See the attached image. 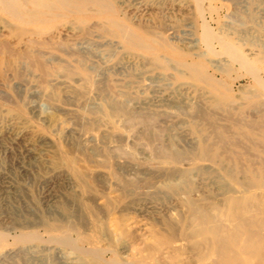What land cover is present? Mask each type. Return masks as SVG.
Returning <instances> with one entry per match:
<instances>
[{"label": "rangeland", "instance_id": "rangeland-1", "mask_svg": "<svg viewBox=\"0 0 264 264\" xmlns=\"http://www.w3.org/2000/svg\"><path fill=\"white\" fill-rule=\"evenodd\" d=\"M43 2L0 10V264H210L196 223L264 172V0Z\"/></svg>", "mask_w": 264, "mask_h": 264}, {"label": "bare ground", "instance_id": "bare-ground-1", "mask_svg": "<svg viewBox=\"0 0 264 264\" xmlns=\"http://www.w3.org/2000/svg\"><path fill=\"white\" fill-rule=\"evenodd\" d=\"M17 1V0H15ZM22 4H24L25 6H27L26 8V12H28L29 14L32 13L34 10H36V8L41 7L44 5L43 0H20ZM59 3H67L68 0H56ZM86 1V0H85ZM243 1V0H242ZM76 2V1H75ZM103 2V1H102ZM98 5V4H97ZM104 5V4H103ZM198 5V4H197ZM102 6V5H101ZM103 7V6H102ZM200 6L198 5V8ZM106 8V7H105ZM0 10H3L5 12H9V8H8V4H7V0H0ZM92 10V9H91ZM161 10V9H159ZM202 10V9H201ZM199 10H197L198 12ZM264 11V10H263ZM203 12V11H201ZM200 13V11H199ZM12 15L15 16V12L11 13ZM204 14V13H203ZM201 15V14H200ZM59 16V15H58ZM17 17V16H16ZM204 18V17H203ZM233 18V17H232ZM17 19V18H16ZM40 21V20H39ZM237 21V20H236ZM39 23V22H38ZM70 24V23H68ZM94 26V23H92ZM72 25V24H71ZM228 25V24H227ZM91 27V25H90ZM89 28V26H88ZM99 28V25H98ZM169 28V27H168ZM12 31V29H11ZM28 31V30H27ZM87 31V30H86ZM66 32V31H65ZM150 32V31H148ZM212 31L210 30V27L208 26L206 21L202 22V40L205 41V43L207 41H209V39L211 40L212 36H214L213 33H211ZM91 33V32H90ZM69 34V33H68ZM73 34V33H72ZM75 34V33H74ZM88 34V33H87ZM153 34V33H152ZM122 36V35H121ZM188 36V35H187ZM220 36V35H219ZM93 37V36H92ZM99 37V36H98ZM123 37V36H122ZM154 37V35H153ZM257 38V37H256ZM53 39V38H52ZM124 39V37L122 38ZM127 39V38H126ZM125 39V40H126ZM214 39V38H213ZM26 40V39H25ZM47 40V39H46ZM201 40V39H200ZM220 40V39H219ZM24 41V40H23ZM48 41V40H47ZM35 42V41H34ZM33 42V43H34ZM45 42V40H44ZM49 42V41H48ZM154 42V41H153ZM196 40H193L192 42V46L191 47H195L196 46ZM264 44V41H261ZM21 43V42H20ZM42 43V42H41ZM40 43V44H41ZM129 43V41H128ZM131 43V42H130ZM1 44V43H0ZM36 44V43H35ZM39 44V43H37ZM132 45H134V43H131ZM189 44V43H188ZM221 44L225 47V49L230 52L236 60H238L239 62H241L242 66L246 67H250L248 60L245 57H242L241 55H239L238 51L232 47L229 43L223 41L221 42ZM32 45V44H31ZM47 45V44H45ZM60 46V43L57 44ZM63 45V44H62ZM191 45V44H190ZM202 45V43H201ZM262 45V44H261ZM51 46V45H50ZM7 47V46H6ZM22 48V47H21ZM54 48V47H53ZM57 48V46H56ZM55 48V49H56ZM60 48V47H59ZM62 48V47H61ZM264 49V47H261ZM63 49V48H62ZM71 49V48H70ZM69 50V48H68ZM76 50V49H74ZM78 50V49H77ZM76 50V51H77ZM251 53H254V51L252 49H248ZM34 51V49H33ZM59 51V50H57ZM63 51V50H62ZM61 51V52H62ZM65 51V50H64ZM225 51V50H224ZM66 52V51H65ZM78 52V51H77ZM82 53V52H81ZM212 53V52H211ZM225 54V53H224ZM14 55V54H13ZM44 56V55H43ZM81 56V54H80ZM95 56V55H94ZM195 56V55H194ZM214 56V55H213ZM29 57V56H28ZM54 57V56H53ZM52 57V58H53ZM56 57V56H55ZM82 57V56H81ZM96 57V56H95ZM24 58V57H23ZM33 58V57H32ZM51 60H55L56 58ZM48 59V57H47ZM50 59V58H49ZM81 59V58H80ZM166 60V59H165ZM21 61V60H20ZM45 61V60H44ZM43 61V62H44ZM167 61V60H166ZM210 61V60H209ZM221 62H225V59L223 57L218 58L217 61H215V63H218L217 65L221 64ZM59 62V61H58ZM57 62V63H58ZM214 62V61H213ZM233 62V61H232ZM263 62H264V57H263ZM1 63L2 61L0 60V67H1ZM36 63V62H35ZM50 63V62H49ZM83 63V62H82ZM38 64V63H36ZM46 64V61H45ZM146 64V63H145ZM148 64V62H147ZM167 64V63H166ZM58 65V64H57ZM179 65V64H178ZM59 66V65H58ZM57 66V67H58ZM65 66V65H64ZM168 66V64H167ZM239 66V65H238ZM5 67V66H4ZM51 67V66H50ZM61 67V66H60ZM68 67V66H67ZM64 68V67H61ZM90 68V66H89ZM190 70H192L195 75H199V73H197V71L195 70V68H193L192 66L189 67ZM192 68V69H191ZM218 68V67H217ZM244 69V68H243ZM14 70V69H13ZM18 70V69H17ZM26 70V69H25ZM66 70V69H64ZM257 70V69H254ZM252 67H250V75L252 76L253 80L255 81V83L260 86L261 88L264 89V79L261 78L260 76H258L259 74L256 73V71H254ZM115 71V70H114ZM219 71V70H218ZM258 71V70H257ZM182 72V71H181ZM245 72V71H244ZM18 73V72H17ZM64 73V72H63ZM179 73V72H178ZM56 74V73H55ZM119 74V73H118ZM185 74V73H184ZM14 75V74H13ZM21 75V74H20ZM61 75V74H60ZM64 75V74H63ZM103 75V74H102ZM180 75V74H179ZM36 76V75H35ZM43 76V75H42ZM59 76V74L57 75ZM65 76V75H64ZM169 76V74H168ZM167 76V77H168ZM18 77V76H17ZM157 77V75H156ZM19 78V77H18ZM147 78V77H146ZM155 79V77H154ZM158 79V78H157ZM163 79V78H162ZM198 79V78H197ZM44 80V79H43ZM72 80V79H71ZM75 80V79H74ZM102 80V79H101ZM150 80V78H149ZM153 80V79H151ZM26 81V80H25ZM161 81V80H160ZM199 81V80H198ZM45 82V81H44ZM104 82V81H102ZM46 83V82H45ZM58 85L60 83L56 82ZM55 83V84H56ZM64 83V82H63ZM149 83V82H148ZM14 84V83H13ZM17 84V83H16ZM103 84V83H102ZM219 84V83H218ZM165 85V84H164ZM167 85V84H166ZM169 85V84H168ZM54 86V85H53ZM103 86V85H102ZM119 86V85H118ZM47 87V86H46ZM52 87V85H51ZM93 87V86H92ZM91 87V88H92ZM110 87V86H108ZM146 89L148 86H145ZM36 88V87H35ZM48 88V87H47ZM101 88V87H100ZM120 88V87H119ZM56 89V88H55ZM88 89V88H87ZM102 89V88H101ZM100 89V90H101ZM218 89V88H217ZM41 90V89H40ZM47 90V89H46ZM60 90V89H59ZM62 90V89H61ZM110 90V89H109ZM134 90V89H133ZM150 90H154V89H150ZM42 91V90H41ZM45 91V89H44ZM221 91V90H220ZM251 91V90H250ZM64 92V91H63ZM121 92V91H120ZM139 92V91H138ZM151 92V91H150ZM153 92V91H152ZM155 92V91H154ZM45 93V92H44ZM71 93V92H70ZM141 93V92H140ZM156 93V92H155ZM63 94V93H62ZM106 94V93H105ZM95 95V94H94ZM126 95L125 93L123 94L122 92V96ZM251 99L254 98V95H252L250 93ZM45 97V96H44ZM49 97V95H48ZM182 97V96H181ZM73 98V97H72ZM126 97L124 96V99ZM134 98V97H133ZM198 98V96H197ZM46 99V98H45ZM50 99V98H49ZM74 99V98H73ZM102 99V98H101ZM130 99V98H129ZM51 100V99H50ZM128 100V98L126 99V101ZM54 101V100H53ZM86 101V100H85ZM103 101V100H102ZM123 101V99H122ZM162 101V100H161ZM167 102V100H165ZM173 101V100H169ZM56 102V101H55ZM168 102V103H169ZM180 102V101H179ZM84 103V102H83ZM87 103V102H86ZM124 103H126L124 101ZM136 103V102H135ZM90 104V103H89ZM131 104V103H130ZM129 104V105H130ZM133 104V103H132ZM172 104V103H171ZM170 104V105H171ZM173 104L174 103L173 101ZM195 104V103H194ZM239 104V103H237ZM52 105V104H51ZM116 105V104H115ZM127 105V104H126ZM186 105V104H185ZM196 105V104H195ZM198 105V104H197ZM200 105V104H199ZM202 105V104H201ZM200 105V106H201ZM234 104H231V109H233ZM83 106V105H82ZM91 106V105H89ZM97 106V105H96ZM175 106V105H174ZM176 106H178V104H176ZM230 106V105H229ZM236 106V105H235ZM234 106V107H235ZM85 107V106H84ZM107 107V106H106ZM130 107H133V105H131ZM161 107V106H160ZM173 107V106H171ZM187 107V106H186ZM198 107V106H197ZM196 107V109H197ZM83 108V107H82ZM108 108V107H107ZM139 105L135 104L134 107L132 108V110H138ZM259 108V107H258ZM85 109V108H83ZM89 109V108H88ZM110 109V108H109ZM114 111H123L124 108H122V105L117 104L116 106H114L112 108ZM130 109V108H129ZM128 109V110H129ZM182 109V108H181ZM202 110V106L199 108ZM198 109V110H199ZM235 109V108H234ZM33 110V109H32ZM180 110V109H179ZM185 110V109H184ZM178 111V108H177ZM203 111V110H202ZM206 111V108H205ZM100 112V111H99ZM135 112V111H133ZM160 112V111H159ZM180 112V111H179ZM204 112V111H203ZM211 112V111H210ZM259 112V111H258ZM181 113V112H180ZM252 113V112H251ZM250 113V116H251ZM137 114V113H136ZM139 114V112H138ZM164 114V113H163ZM200 114V113H199ZM207 114V113H206ZM204 114V115H206ZM211 114V113H210ZM209 114V115H210ZM255 114V113H254ZM47 115V114H46ZM146 115V113H145ZM185 115V113H184ZM195 115V114H194ZM203 115V114H202ZM201 115V116H202ZM208 115V116H209ZM253 115V114H252ZM51 116V115H50ZM151 116V115H150ZM149 116V117H150ZM254 116V115H253ZM133 117V116H132ZM144 117V116H143ZM152 117V116H151ZM150 117V118H151ZM199 117V116H198ZM203 118V116L201 117ZM236 118V117H235ZM42 119L44 121H52L50 120L51 118L47 115V116H43ZM152 119V118H151ZM230 119V118H229ZM144 120V119H143ZM193 120V119H192ZM191 120V121H192ZM199 120V119H198ZM204 120V119H203ZM228 120V119H227ZM233 120V119H231ZM234 120H238V119H234ZM103 121V120H102ZM130 121V120H129ZM160 121V120H159ZM243 121V120H242ZM254 121V119H253ZM47 122V123H48ZM116 122V121H115ZM124 122V121H123ZM122 122V123H123ZM127 121H125L126 123ZM155 122V121H154ZM153 122V123H154ZM158 122V121H157ZM156 122V123H157ZM206 122V121H205ZM235 122V121H234ZM251 122V121H249ZM117 123V122H116ZM165 123V120H164ZM233 123V122H232ZM239 123V121H238ZM103 124V123H102ZM101 124V125H102ZM129 124V123H128ZM141 124V123H140ZM139 124V125H140ZM146 124V123H145ZM149 124V123H148ZM253 124V123H251ZM250 123L249 125L252 126ZM256 124V123H255ZM254 124V125H255ZM165 125V124H164ZM205 125V124H204ZM247 125V126H249ZM134 126V125H133ZM132 126V127H133ZM245 126V127H247ZM101 127V126H99ZM121 127V126H120ZM258 127H260L258 125ZM257 127V128H258ZM263 127V126H262ZM162 128V127H161ZM166 128V127H165ZM222 128V127H221ZM254 128V127H253ZM97 129V128H96ZM109 129V128H108ZM140 129V128H139ZM159 129V128H158ZM164 129V127H163ZM255 129V128H254ZM95 130V129H94ZM93 130V131H94ZM112 130V129H111ZM138 130V129H137ZM136 130V131H137ZM161 130V129H160ZM223 130V132L225 131L224 127L223 129H221V131ZM134 131V130H133ZM132 131V132H133ZM158 132V130H156ZM166 131V130H165ZM220 131V132H221ZM162 132V131H160ZM168 132V131H166ZM96 133V132H95ZM214 133V132H213ZM28 134V136H33L35 135L31 130L27 129L24 132H20V136L24 137ZM107 134V133H106ZM109 134V133H108ZM155 134V132H154ZM135 134H133L134 136ZM147 135V134H146ZM100 136V135H99ZM111 136L113 137H121V138H125L126 136L124 135H118L117 133H111ZM132 136V135H131ZM188 136V135H187ZM88 137V136H87ZM85 138L84 140L82 139L83 142L87 143V142H92L95 138L94 137H90L89 138ZM97 137V136H96ZM137 137V136H136ZM166 137V136H165ZM216 137V136H215ZM94 138V139H93ZM99 138V137H98ZM106 138V137H105ZM135 137H133L134 139ZM206 138V137H205ZM139 139V138H138ZM147 139V138H146ZM179 139V138H178ZM182 139V138H181ZM221 139V138H220ZM98 140V139H97ZM237 140V139H236ZM100 140H98L99 142ZM115 141V140H114ZM158 142V140H156ZM113 142V141H112ZM249 142V141H248ZM103 143V142H102ZM141 143V142H140ZM159 143V142H158ZM223 143V142H222ZM250 143V142H249ZM139 144V143H138ZM184 144V143H183ZM186 144V143H185ZM190 144V142H189ZM195 144V143H193ZM192 144V145H193ZM214 144V143H213ZM216 144V143H215ZM230 144V143H229ZM236 144V143H235ZM85 145V144H84ZM96 145V144H95ZM210 145V144H209ZM212 145V144H211ZM86 146V145H85ZM106 146L108 147V145L106 144ZM139 146V145H138ZM94 147V146H93ZM135 147V146H134ZM159 147V146H158ZM221 147V146H220ZM225 147V146H224ZM90 148V147H89ZM112 148V147H110ZM117 148V147H116ZM166 148V147H165ZM113 149V148H112ZM115 149V148H114ZM124 149V148H123ZM226 149V147H225ZM92 150V149H91ZM121 150V149H120ZM143 149L139 150L142 151ZM152 150V149H151ZM155 150V149H154ZM113 151V150H112ZM145 151V150H144ZM157 151V149H156ZM247 151V150H246ZM96 152V151H95ZM116 153V151H114ZM123 152H125L123 150ZM138 152V151H137ZM152 152V151H151ZM175 152V151H174ZM183 152V151H182ZM223 152V151H222ZM97 153V152H96ZM113 153V152H112ZM220 153V152H219ZM140 154V153H139ZM177 154V153H175ZM94 155V154H93ZM115 155V154H113ZM121 155V153H120ZM96 156V155H95ZM123 156V155H122ZM121 156V158H122ZM161 156V155H160ZM199 156L202 159H208L209 156H212V154L210 153V149L207 145L203 144V146L201 147L200 151H199ZM104 157V156H102ZM96 158V157H95ZM125 158V157H124ZM178 158V157H176ZM226 158V156H225ZM228 158V157H227ZM130 159V157H129ZM92 160V159H91ZM187 160V159H185ZM182 161V160H181ZM238 162V161H237ZM127 163V162H126ZM182 163V162H181ZM263 163V162H262ZM153 165V164H152ZM251 165V164H250ZM253 165V164H252ZM157 166V165H156ZM160 165H158L159 167ZM148 167V166H147ZM154 167V166H153ZM205 167V166H204ZM207 167V166H206ZM223 167V166H222ZM241 167V166H240ZM129 168V167H128ZM202 168V167H201ZM209 168V167H208ZM156 171V170H155ZM133 172V171H132ZM131 172V173H132ZM240 172V171H239ZM242 172V171H241ZM156 173V172H155ZM247 179L244 178H240L237 179L235 178V174L230 173V171L228 172V175L230 176L231 179H233L235 181V188L233 190V193H238L237 195H230L226 200V211L225 214L223 215L224 218L226 219V221L229 223L228 226L225 227V225H222V223H220V217L214 218L212 220L211 226H208L206 224V221L204 219H200L198 220V222L195 225L194 230L192 231V236L197 237L198 241L196 242L197 245H204L206 247V252L208 253L206 256L203 255L202 259H205V257H207L208 255L210 256H214V259L211 260L210 264H264V172L255 170V169H251L248 168L247 169ZM263 173V174H262ZM68 174V173H66ZM136 174V173H135ZM242 175V174H241ZM160 176V174H159ZM128 177V176H127ZM130 178V177H129ZM142 178V177H141ZM70 179V178H69ZM126 179V178H125ZM128 179V178H127ZM152 179V178H151ZM127 181V180H125ZM134 181V180H133ZM132 181V182H133ZM131 182V181H130ZM131 184V183H130ZM222 187V186H221ZM72 188V187H71ZM75 189V188H74ZM77 193V192H76ZM121 196V195H120ZM76 200V199H75ZM204 206V205H203ZM195 209V208H194ZM197 209V208H196ZM224 209V207H223ZM196 212V211H195ZM214 212V211H213ZM216 212V211H215ZM198 213V212H197ZM200 213V210H199ZM208 213V212H207ZM213 214V213H212ZM220 214V213H219ZM220 216V215H218ZM193 217H195L193 215ZM200 217V216H199ZM206 217V216H205ZM60 218V217H59ZM69 218V217H68ZM223 218V217H222ZM221 218V219H222ZM196 219V218H195ZM207 219V218H206ZM224 219V220H225ZM35 220V219H34ZM71 220V219H70ZM208 220V219H207ZM196 221V220H195ZM210 221V219H209ZM222 222V221H221ZM71 223V222H70ZM211 223V222H210ZM226 224V222H223ZM227 223V224H228ZM27 224V222H26ZM226 224V225H227ZM29 227V226H28ZM4 228V227H3ZM16 228V227H15ZM2 229V228H1ZM123 233V232H122ZM206 234L210 235V239H207L205 236ZM1 236V235H0ZM136 236V235H135ZM22 238V237H21ZM167 238V237H166ZM165 238V239H166ZM164 239V240H165ZM163 240V239H162ZM22 241V240H20ZM48 241V240H47ZM64 241V240H63ZM26 242V241H24ZM53 242V241H52ZM59 241H57L58 243ZM65 242V241H64ZM160 242H164L161 241ZM61 243V242H60ZM67 245V244H66ZM64 246V245H63ZM70 247V246H69ZM200 247V246H199ZM202 247V246H201ZM200 247V248H201ZM46 248V247H45ZM72 248V247H71ZM75 249V248H73ZM204 249V248H202ZM79 250V249H78ZM85 250V249H84ZM81 251V250H80ZM88 252V251H87ZM32 253V252H31ZM34 253V252H33ZM59 253V252H58ZM205 253V252H204ZM94 254V253H93ZM2 256V255H1ZM20 258V257H19ZM32 258V257H31ZM37 258V257H36ZM22 259V258H21ZM35 260V259H33ZM32 260V261H33ZM31 261V262H32Z\"/></svg>", "mask_w": 264, "mask_h": 264}]
</instances>
